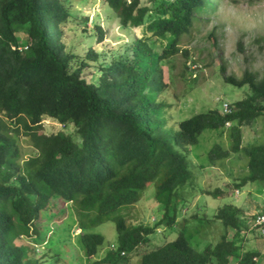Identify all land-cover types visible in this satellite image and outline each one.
Here are the masks:
<instances>
[{"label": "trees", "instance_id": "trees-1", "mask_svg": "<svg viewBox=\"0 0 264 264\" xmlns=\"http://www.w3.org/2000/svg\"><path fill=\"white\" fill-rule=\"evenodd\" d=\"M105 2L121 27L140 26L148 19L145 28L151 35L134 37L124 56L99 66L98 82L91 84L81 76L88 66L85 58L72 68L75 56L64 51L61 40L60 25L73 15L70 0H0V264H39L34 248L14 240L26 234L40 244L41 213L56 217L65 203L80 228L78 242L87 258L104 240L91 229L107 221L115 224L117 244L95 264L116 263L123 255L128 260L138 255L139 264H230L239 251L226 234L240 231L241 211L231 203L218 208L214 218L223 232L215 244L197 250L196 240L191 241L202 223L190 228L179 203L180 189L191 178L184 154L203 130L228 127L226 122L231 126L230 149L221 152L215 145L208 157L237 152L239 126L264 113V77L250 71L240 77L224 75L225 83L248 89L245 98L229 104L226 114L214 108L178 121L170 142L158 135L165 107L158 96L167 89L161 64L177 53L187 56L177 46L179 37L211 12L217 0ZM149 2L154 3L152 10ZM152 38L161 44L160 52L150 47ZM86 56L97 59L93 51ZM44 117L71 123L78 141L62 131L43 132ZM21 133L33 149L28 157L18 144ZM243 150L246 174L237 186L264 182V139ZM151 183L158 219L152 226L130 224L127 209ZM215 193L223 194L218 188L210 194ZM173 226L179 231L168 239ZM159 228L165 239L150 248V236ZM141 244L148 248L139 253ZM256 254L246 252L235 264H255ZM50 257L51 264H69Z\"/></svg>", "mask_w": 264, "mask_h": 264}, {"label": "rangeland", "instance_id": "rangeland-1", "mask_svg": "<svg viewBox=\"0 0 264 264\" xmlns=\"http://www.w3.org/2000/svg\"><path fill=\"white\" fill-rule=\"evenodd\" d=\"M147 5L151 10L154 8L153 2ZM68 7L73 15L60 25L61 40L64 51L75 56L72 68L85 58L88 66L82 69L81 76L88 83H97L101 73L99 66L124 56L134 37L147 39L151 35L145 28L148 19H144L140 26L121 27L105 0H70ZM154 40L152 38L149 45L153 51L160 52L161 44ZM177 46L187 51V56L177 53L161 64L167 89L158 96L165 104L160 114L164 121L158 128V135L170 142L178 121L214 108L222 114L223 103L229 105L245 98L248 89H237L225 83L224 75L240 77L244 71H250L264 77V0H217L211 12L194 21L189 31L179 37ZM89 51H93L97 59L86 56ZM41 124L46 134L62 131L78 141L71 123L61 125L44 117ZM230 127L203 130L197 144L189 146L185 152L191 178L180 189L181 213L183 218L188 219L186 224L190 228H197L198 221H201L202 225L194 232L200 234L194 235L191 241L196 240L194 246L201 250L206 243L215 244L223 232L221 222L214 218L218 208L229 203L235 205L241 211L243 223L240 231L229 229L226 234L227 239H233L239 251L231 258L230 264H235L246 252H256L252 258L254 263L264 264V241L252 226L254 216L264 211V182L237 186L246 174L247 157L243 148L264 139V113L252 124L239 126L240 148L237 152H229L228 157H221L220 151L230 149L232 144ZM17 140L28 157L33 151L28 139L21 133ZM215 145L220 149L219 156L209 158L208 152ZM217 188L222 195L226 194L225 198H217L222 196L218 193L210 194ZM143 192L140 200L127 209L125 216L130 224L143 222L152 226L158 219L153 202L154 183L148 184ZM64 205L65 210L56 217L41 213L38 224L42 236L38 241L40 244L34 245L33 239L38 238L32 239L26 234L17 237L14 242L34 248L32 255L39 264H51V255L69 264L102 261L117 244L114 222L107 221L91 229V232L103 235L104 240L97 253L87 258L78 242L80 228L75 224L69 204ZM161 231L159 228L150 236V248L165 239ZM171 231L168 239L174 238L179 228L173 226ZM146 248L148 246L141 244L138 252ZM122 257L116 263L108 261V264H139L138 255L131 260L128 256Z\"/></svg>", "mask_w": 264, "mask_h": 264}, {"label": "built area", "instance_id": "built-area-1", "mask_svg": "<svg viewBox=\"0 0 264 264\" xmlns=\"http://www.w3.org/2000/svg\"><path fill=\"white\" fill-rule=\"evenodd\" d=\"M221 108L223 114H226L230 111V107L227 103H223ZM225 125L229 126L230 123L226 122ZM252 226L257 230L261 239L264 241V211L254 216L252 219Z\"/></svg>", "mask_w": 264, "mask_h": 264}, {"label": "clouds", "instance_id": "clouds-1", "mask_svg": "<svg viewBox=\"0 0 264 264\" xmlns=\"http://www.w3.org/2000/svg\"><path fill=\"white\" fill-rule=\"evenodd\" d=\"M79 229V228H78ZM80 233V232H79Z\"/></svg>", "mask_w": 264, "mask_h": 264}]
</instances>
